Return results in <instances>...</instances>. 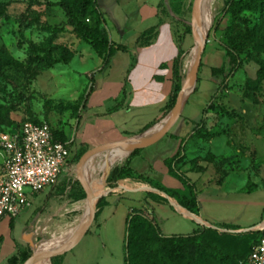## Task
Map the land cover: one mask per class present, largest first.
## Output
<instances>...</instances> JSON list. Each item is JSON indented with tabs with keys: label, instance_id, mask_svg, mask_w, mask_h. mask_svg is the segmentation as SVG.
<instances>
[{
	"label": "crops",
	"instance_id": "0c3cea01",
	"mask_svg": "<svg viewBox=\"0 0 264 264\" xmlns=\"http://www.w3.org/2000/svg\"><path fill=\"white\" fill-rule=\"evenodd\" d=\"M230 1L217 0L214 18L226 11ZM184 2L97 0L112 53L108 57L97 56L90 63L92 68L86 65L76 67H84L83 74L89 75L90 84L83 113L73 127L59 133L60 139L70 144L71 163L79 161L93 149L155 132L162 126L171 113H166V107L173 95L176 60L180 51L183 52L182 58L195 41L191 34L195 0L190 11ZM150 35L153 36L152 42L142 45L140 39ZM228 63L223 45L211 40L205 44L197 81L176 123L158 141L139 149L130 158L129 165L137 173L147 175L168 189H183L182 181L172 174L180 173L196 187L197 198L202 193L222 196L203 206L199 203L198 217L213 229L222 227L216 225L214 219H233L241 206L245 213L253 211L251 220L243 226H236L239 230H233L246 231L264 221V187L246 193L242 191L246 185L239 189L233 185L227 187L231 184L229 176L217 183H212L209 176L210 173H243L239 163L243 156L249 157L252 171L264 166V154L261 156L255 148L256 141L239 149L235 141H228V137H237L232 127L237 120L242 121L246 104H254L243 95L242 86L247 79L233 81L236 71L226 77ZM224 66L227 67L226 74L213 75V70ZM123 90L126 94L121 104ZM202 117L208 120L199 132L203 124L198 120ZM107 151L92 156L81 173L102 164L108 157ZM232 156L233 161L228 160ZM69 176L70 173H63L61 185L31 195L30 207L18 218H6L0 223V264H6L28 243V235L35 223L43 221L48 211L57 205L55 199L61 197L57 196L58 190L65 183L69 184ZM119 185L125 188L110 189L99 209L94 228L62 253L58 264H125L128 220L135 215L134 211L149 208L145 202L147 193L168 199L167 202L157 196L154 200L152 197L147 199L154 214L159 216L158 228L163 236H188L206 227L188 217L190 213L184 208L182 213L178 211L174 205V202L178 205L177 201L148 184L126 179ZM139 186L142 188H134ZM200 200L198 198V202Z\"/></svg>",
	"mask_w": 264,
	"mask_h": 264
},
{
	"label": "rangeland",
	"instance_id": "374dc122",
	"mask_svg": "<svg viewBox=\"0 0 264 264\" xmlns=\"http://www.w3.org/2000/svg\"><path fill=\"white\" fill-rule=\"evenodd\" d=\"M238 1L243 9L237 13L225 11L222 15L215 17L208 29L206 43L211 40L217 41L225 49L228 46L232 47V53L237 60V65L233 67L236 71L233 81L240 78L243 81L247 79L250 83V95L254 96L253 99L256 102L246 104V113L242 121L237 120L232 127L237 137L235 139L228 137V141H235L238 149L248 142L256 141L255 148L263 156L264 80L257 81V76L264 78V0ZM0 2L8 3L5 15H0V49L6 47L12 56L22 63V66L5 64L1 68L0 133L11 132L21 122L30 120L49 124L59 135L61 131L73 127L85 109L90 84L89 75L83 74L84 67L80 69L76 67L86 65L92 68L90 63L97 56H105L104 51L98 49L97 35L90 33L97 26L90 13V2L89 0H0ZM193 2L194 0H185L184 6L189 7L190 11ZM64 4L70 7L78 24V31L70 24L63 9ZM208 7L209 0H203L201 21L205 18ZM102 27L100 24L99 28ZM191 34L193 35V31ZM196 47L195 40L193 47L183 58L182 75L187 82L195 63ZM227 114L232 116L229 112ZM203 119H205L204 123L208 120L207 117H202L198 122L202 123ZM98 160L99 158L96 162ZM228 160L233 161V156ZM80 161L81 159L77 162L72 161L69 171L70 182L59 188L57 196L61 197L55 199L57 202L55 208L48 211L43 221L35 223L32 232L28 235L32 240V245L26 243L21 248V251L28 256L23 264H27L39 246L44 251L47 264H58L61 254L48 257L47 253L72 241L74 236L81 233L89 222L90 218L86 222L78 223L75 233L69 239L59 244L53 241L55 229H59L58 224H70L75 219L83 218L82 202L92 196L97 189L101 164L95 165L93 170H87V173H81ZM239 163H241L243 173H210L211 182H222L229 176L231 184L227 187L233 185L239 189L248 181L256 182V188L264 187V166H258L255 171H252L250 159L247 156L241 157ZM104 183L107 189L96 200L92 222L86 234L90 233L95 226L101 207L98 204L99 199L104 200L105 196L110 193V189H113L107 181ZM120 188L125 187L118 184L114 190L117 191ZM134 188H142V186ZM195 190L197 192L196 187ZM26 191L29 192V189ZM216 197L222 196H216L215 193L211 195L202 193L198 196L201 199L199 202L201 206L211 203ZM174 205H176L175 202ZM140 212L139 215L142 218L151 221L152 217L148 210ZM253 215V211L245 213L241 206L238 215L233 219H214L213 222L222 227H239L251 220ZM154 216L156 223L159 224L158 214ZM130 221L131 219L128 220L127 227L125 264L129 263L128 257L131 253L128 240ZM214 230L216 233L205 232L199 236L197 245L203 247L201 256H198V253L194 255L184 253V250L180 249L175 252H161L156 256L157 258L152 259H148L144 254L140 257L142 258L140 259L141 264H208V258L219 254V250L207 245L213 239L226 237L225 234L237 235L229 238L234 239L238 247L233 248L232 252L224 253L226 260L222 264H242L255 236L250 232L231 233L232 230L229 229ZM146 244L149 245L152 253L158 250L150 240ZM46 245L50 247L47 249ZM30 264H35V259Z\"/></svg>",
	"mask_w": 264,
	"mask_h": 264
},
{
	"label": "trees",
	"instance_id": "16d2710c",
	"mask_svg": "<svg viewBox=\"0 0 264 264\" xmlns=\"http://www.w3.org/2000/svg\"><path fill=\"white\" fill-rule=\"evenodd\" d=\"M90 5H91V15H93L95 23H96V29L94 31H91L90 33H94L96 36V42L99 43L98 49L99 51H104L103 57H108L112 53V48L110 47L109 44V38H108V33L106 31V28L104 27V21L101 13L98 10V5H97V0H89ZM8 3H3L0 2V15H5L6 10H7ZM64 11L66 12L70 24L73 26V28L78 31V24L76 23V20L74 16L72 15L71 9L68 5L63 6ZM243 7L241 6V3L238 0H231L227 6L226 11L230 13H237L238 11L242 10ZM100 24H102V28H99ZM104 28V29H103ZM104 30V31H103ZM188 31L191 32V28H188ZM100 32V33H99ZM99 34V35H98ZM102 34L104 36H102ZM153 36L150 35L146 37L145 39H140V43L142 45H149L152 42ZM0 74H1V68L3 65H15V66H22V63L15 59L10 51L6 47H2L0 49ZM233 49L231 46H228L226 48V56L229 59L228 67L229 69L227 70V78L230 77V75L234 72L233 67L237 65V60L235 59L233 53ZM102 53V54H103ZM101 54V52H100ZM183 52L180 51L179 56L176 60L175 64V80H174V90H173V95L170 99V102L168 103L166 107V113H169L173 110L175 107V104L177 102L178 96L181 92L182 89V84L184 81V77L182 75V62L184 56L181 58ZM102 57V56H100ZM226 69L227 67L224 66L222 69L218 70H213V75L218 76V75H224L226 74ZM264 80L263 77L260 75L257 76V81L262 82ZM225 83V82H224ZM223 87V86H222ZM221 87V89H222ZM250 83L248 80L245 81L244 85L242 86V91L243 95L245 98L251 100L253 103H256L255 100L253 99L254 96L250 95ZM125 94L126 91H122V101L121 104L123 103L125 99ZM204 121L203 119L202 126L200 129H198L199 132H201L202 128L204 127ZM36 124H42L36 121H32ZM55 138L57 140H60L62 142H65L64 140L60 139L59 135L56 134L54 131ZM140 150H136L132 152L125 162L122 165H119L117 167L112 168V171L110 175L107 178V183L111 186V188L115 189L118 187V184L122 180L126 179H131L133 181H137L140 183L148 184L150 185L153 189L157 190L158 192L165 194L168 198H172L175 201H177L178 205L190 212L191 214L199 216L200 214V206L197 198V193L195 190L194 185H191L185 178L181 177L180 173H172L174 176L178 177L182 183H183V189L182 190H172L166 188L164 185L161 183L151 179L147 175L137 173L134 171L130 165H129V160L130 158L138 153ZM82 155V154H81ZM79 155V157L81 156ZM256 184L253 183L252 181H248L246 186L242 189L243 192L246 193H251L253 190L256 189ZM154 196H157L160 200L163 201H168V199H165L159 195H155L153 193H147V197L145 199V202L147 206L150 208H142L140 210L134 211L135 215L131 218V223H130V229L128 233V240H129V249L131 253H129V263L128 264H141L142 261L140 257H142L144 254L147 256L148 259L152 258H157L156 256L159 255L161 252H175L177 250H184V253H191V254H196L198 253V256H201L203 253V247L198 246V239L199 236L203 235L205 232H210V233H216V231L213 228H207L204 227L198 231H196L192 235L188 236H171V237H166L161 234L158 228V224L156 223V219L154 216V208L153 206L149 203L147 200L149 197H152L154 200ZM103 198H100L98 201L99 205H102L103 203ZM142 210H148L149 213L151 214V221H148L144 218H142L139 214H141L140 211ZM59 229H55L53 241L57 242L59 244L62 241H65L66 239H69L74 233L75 229L77 228V224H58ZM217 229H229V230H239L237 227L233 226H224V227H218ZM251 235L255 236V239L250 243L247 253L242 261V264H246V260L248 255L250 254L251 247L253 243H255L258 239L259 233L258 232H250ZM226 237L222 239H213L210 241V243L207 246L212 247L213 249L219 250V254L217 253L216 256L208 258V264H222L224 260V253L226 252H232L233 248H237L238 244L234 241V239H231L229 237H234L237 235L234 234H225ZM74 239V238H73ZM151 241L153 245L157 246V251L156 252H151V249L148 244H146L148 241ZM50 245H46V248L48 249ZM228 247V249L226 248ZM154 256H153V255ZM26 253H23L21 249L17 250V253L13 255L6 264H23L26 259H27Z\"/></svg>",
	"mask_w": 264,
	"mask_h": 264
},
{
	"label": "built area",
	"instance_id": "2783aa9c",
	"mask_svg": "<svg viewBox=\"0 0 264 264\" xmlns=\"http://www.w3.org/2000/svg\"><path fill=\"white\" fill-rule=\"evenodd\" d=\"M71 155L70 144L57 140L47 123L25 120L0 133V223L18 218L30 207L31 195L61 185L63 173L71 169ZM176 209L182 212L178 205ZM250 232L259 236L246 264H264V221Z\"/></svg>",
	"mask_w": 264,
	"mask_h": 264
},
{
	"label": "water",
	"instance_id": "95a60500",
	"mask_svg": "<svg viewBox=\"0 0 264 264\" xmlns=\"http://www.w3.org/2000/svg\"><path fill=\"white\" fill-rule=\"evenodd\" d=\"M202 2H203V0H195L194 7H193V17H192V22H191V26L193 29V35H194L195 40L198 44V53H197L196 61H195L194 66L191 70V73L188 77V83L186 84L183 81L182 89H181V92L178 96L175 107L173 108V110L171 111L169 116L165 119L162 126L159 129H157L155 132H152V131L147 132V133H145L141 136H138V137L129 138V139H126V140L118 142V143L103 146V147L96 148V149L89 151L87 154L84 155V157L80 161L81 171H82V168L84 167V165L86 164V162L92 156H94L97 152L104 151V150H114L116 148L125 146L126 148H128L130 150V154H131L132 152H134L136 150L145 148V147L155 143L156 141H158L161 137H163L165 134H167L169 132V130L173 127V125L176 123V121H177V119L181 113L182 106H183L184 102L186 101V99L189 95L188 94L187 96H185V93L189 89V87H194V85L197 81L202 55H203L204 50H205V44H206L207 36L203 40L200 37V35L198 34V31L196 29V26L200 25V23H201ZM111 171H112V168L108 170L104 181H107V178L110 175ZM86 191H87V188H86ZM88 195H89V193L87 191V196ZM175 206H177V205H175ZM178 207L182 210L181 206L178 205ZM93 215H94V207L91 206L89 209L90 220L87 223V225L85 226L84 230L78 236H76L72 241L68 242L67 244H65V245H63V246H61V247H59L53 251L48 252L47 253L48 257H51L53 255H57V254L60 255V254L64 253L65 251L70 249L74 244H76L79 240H81L86 235L87 231L89 230ZM188 217H190V218L194 219L195 221L201 223L202 225L206 226L207 228H211L208 224H206L204 221H202V219H200L198 216H196L194 214L190 213V215ZM250 231H251V229H248L246 231H233L232 230L231 233H241V232H250ZM27 242L30 245H32V240L30 238L27 240ZM35 257H36V254H34L28 260L27 264H30L35 259Z\"/></svg>",
	"mask_w": 264,
	"mask_h": 264
},
{
	"label": "bare ground",
	"instance_id": "6f19581e",
	"mask_svg": "<svg viewBox=\"0 0 264 264\" xmlns=\"http://www.w3.org/2000/svg\"><path fill=\"white\" fill-rule=\"evenodd\" d=\"M216 3H217V0H209V7H208V10H207L206 16H205V18H203L204 20L202 19L201 25L200 26L199 25L196 26L197 31L200 30V31H198V34L200 35V37L203 40L207 36L208 29L212 25L213 18H214V17L212 18V16L214 15V12H215ZM196 52L198 53V44H197V47H196ZM197 53H196V57H197ZM195 61H196V58H195ZM189 65H190V63H189ZM185 83L186 84L188 83L187 79L185 80ZM192 88L193 87H189V89L185 93V96H187L191 92ZM160 127L161 126L157 127L156 130L159 129ZM129 154H130V150L128 148H126L125 146L116 148L114 150L107 151V156L108 157L101 164V169H100V172H99V180H98L97 189L93 193L92 196H90V197L86 198L85 200H83L81 207H84L83 208L84 216L80 220H76L75 219L73 224L86 222L90 218V216H89L90 207L91 206L92 207L95 206V203H96V200L98 199V196L100 194H102L103 192H105L106 189H107L106 185L104 183V179H105V177L107 175L108 170L111 169V168H114V166L120 165ZM91 186H92V181H91ZM81 215H83V214H81ZM79 217H80V215H79ZM75 237L76 236H74V238ZM35 254H36L35 264H47L45 256H44V251H43L41 246H39L36 249Z\"/></svg>",
	"mask_w": 264,
	"mask_h": 264
}]
</instances>
